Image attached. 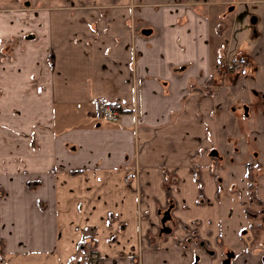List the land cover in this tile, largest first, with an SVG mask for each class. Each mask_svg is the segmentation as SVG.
<instances>
[{
  "label": "crops",
  "instance_id": "obj_1",
  "mask_svg": "<svg viewBox=\"0 0 264 264\" xmlns=\"http://www.w3.org/2000/svg\"><path fill=\"white\" fill-rule=\"evenodd\" d=\"M240 8L242 73L221 64ZM247 165L262 176L264 0H0V264H75L85 239L100 264H190Z\"/></svg>",
  "mask_w": 264,
  "mask_h": 264
},
{
  "label": "rangeland",
  "instance_id": "obj_2",
  "mask_svg": "<svg viewBox=\"0 0 264 264\" xmlns=\"http://www.w3.org/2000/svg\"><path fill=\"white\" fill-rule=\"evenodd\" d=\"M195 1V0H194ZM248 8H240L236 10L235 13H231L225 17L223 24L230 29L231 27L235 28V34L232 35L230 46L224 42V45H227L228 48H223L228 52L230 56H236L241 54H248V44L250 42L251 29L254 25L253 16H249L246 12ZM252 43V42H250ZM256 168V167H255ZM262 168V167H261ZM246 170L244 168H236L233 172L235 178V188L237 190L236 199L231 202L228 188L230 183L226 182L230 176H225V181L223 184V190L218 195L220 198V221L217 226L218 230L220 229V239L222 241V247H230L235 253L236 257L231 264H260L261 259L264 256V247H256L250 249L247 246V241L242 242L237 235V231H243L242 236L246 235L245 228H247L248 222L244 216L242 209L240 208L241 203L249 208V210L255 212L259 210L257 205L252 204L249 201V197L246 196L245 179ZM255 192L258 197L263 200L264 203V168L262 176H255ZM256 222H260L264 225V204L261 210L260 216L255 219ZM167 225H170L167 223ZM249 237V236H248Z\"/></svg>",
  "mask_w": 264,
  "mask_h": 264
},
{
  "label": "flooded vegetation",
  "instance_id": "obj_3",
  "mask_svg": "<svg viewBox=\"0 0 264 264\" xmlns=\"http://www.w3.org/2000/svg\"><path fill=\"white\" fill-rule=\"evenodd\" d=\"M255 188H256V186L254 187L253 191L252 190L249 191L246 187L245 193H246V196L249 197V201L252 204L257 205L259 210L257 209L255 212H253V211L249 210L248 207L243 205V203H241V206L243 207L242 211L244 213V216H245L247 222L249 221L247 213L252 215L254 217L253 219L255 220L260 216L261 210L263 208V202L256 195ZM230 194H237V190L233 189L230 192ZM167 216H168V218H167ZM164 217H165L164 218L165 221L167 219V222L169 220H171V216L169 215V211L166 212V215ZM258 223H260V222H258ZM260 224L263 226V230H264V225L262 223H260ZM166 227H168V226H166ZM168 228L171 229V227H168ZM245 231H246V235H243V236H242L243 231H237L236 233L238 235V238L242 242L247 241V245H248L247 247L248 248L254 249L258 246L264 247V232L258 233V235L263 238L261 240L262 242L259 244V243L254 242V237H255L254 231H251L248 227L245 228ZM206 236H207L206 239L194 241V246L196 247V251L192 254L190 264H231L232 261L234 260V258L236 257V253L230 247H227V246L222 247V241L220 239V230L218 232L217 237L214 239L213 244L208 240V238H210L212 236V233H210L208 231L206 233ZM262 257L263 258L261 259L260 264H264V256H262ZM257 264H258V262H257Z\"/></svg>",
  "mask_w": 264,
  "mask_h": 264
},
{
  "label": "built area",
  "instance_id": "obj_4",
  "mask_svg": "<svg viewBox=\"0 0 264 264\" xmlns=\"http://www.w3.org/2000/svg\"><path fill=\"white\" fill-rule=\"evenodd\" d=\"M223 52L225 53H222L221 64L225 69H228L229 71L237 70L238 73L245 72L248 69L249 60L245 55L230 56L226 50ZM96 114L97 117L109 122H116L123 115L120 107L114 104H99ZM82 244L83 246L80 249L84 251L85 256L75 264H100L99 256L93 248L94 241L91 239H85Z\"/></svg>",
  "mask_w": 264,
  "mask_h": 264
},
{
  "label": "trees",
  "instance_id": "obj_5",
  "mask_svg": "<svg viewBox=\"0 0 264 264\" xmlns=\"http://www.w3.org/2000/svg\"><path fill=\"white\" fill-rule=\"evenodd\" d=\"M208 1V0H206ZM252 166L251 165H247L246 166V175H245V179H246V187L249 191H253L254 190V187H255V182H254V176L252 174ZM76 173V172H75ZM36 185V183H28V187L29 188H33L34 186ZM247 216L249 218V221H248V225L247 227L251 230V231H254L255 232V237H254V242L255 243H261L262 241V237L258 235V233H262L264 232L263 230V226L256 222L253 218L252 215H250L249 213H247ZM83 244L81 243L80 244V248H82Z\"/></svg>",
  "mask_w": 264,
  "mask_h": 264
},
{
  "label": "water",
  "instance_id": "obj_6",
  "mask_svg": "<svg viewBox=\"0 0 264 264\" xmlns=\"http://www.w3.org/2000/svg\"><path fill=\"white\" fill-rule=\"evenodd\" d=\"M146 33H147V32H146ZM161 222H162V225L164 226L165 219H162ZM161 232L168 233V232H170V229H169V228H166V227H163V228L161 229Z\"/></svg>",
  "mask_w": 264,
  "mask_h": 264
}]
</instances>
